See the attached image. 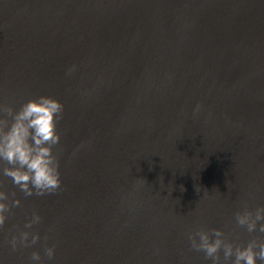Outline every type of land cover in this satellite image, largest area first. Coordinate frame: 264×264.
Wrapping results in <instances>:
<instances>
[{"label": "water", "instance_id": "95a60500", "mask_svg": "<svg viewBox=\"0 0 264 264\" xmlns=\"http://www.w3.org/2000/svg\"><path fill=\"white\" fill-rule=\"evenodd\" d=\"M40 95L64 105L62 186L0 173L21 201L0 264H211L190 232L264 238L235 220L264 206V0H0V103ZM33 212L40 240L12 251Z\"/></svg>", "mask_w": 264, "mask_h": 264}, {"label": "clouds", "instance_id": "9594fccd", "mask_svg": "<svg viewBox=\"0 0 264 264\" xmlns=\"http://www.w3.org/2000/svg\"><path fill=\"white\" fill-rule=\"evenodd\" d=\"M74 71L75 66L68 70V74L71 75ZM199 109L200 105H197L196 111ZM63 116V103L50 95L28 99L18 109L0 103V173L11 178L13 185L26 198L61 190L59 158L54 148L61 140L57 123ZM15 196V192L10 196L0 188V229L5 226L12 208L21 204L20 199L12 198ZM41 219L38 213L33 212L23 229L9 241L12 251H16L18 247H31L40 240L39 233L30 230ZM235 220L248 233L258 230L264 234V206L257 207L254 211L247 208L237 211ZM188 240L191 248L203 252L205 259H210L211 264H257L258 260L264 264V238L253 236L246 245L234 244L226 239L221 229L201 227L190 232ZM44 254L49 260L54 259L55 246L45 247ZM41 260L39 251L31 253L33 264Z\"/></svg>", "mask_w": 264, "mask_h": 264}]
</instances>
